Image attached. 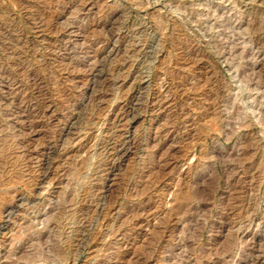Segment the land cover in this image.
<instances>
[{
    "label": "rangeland",
    "instance_id": "rangeland-1",
    "mask_svg": "<svg viewBox=\"0 0 264 264\" xmlns=\"http://www.w3.org/2000/svg\"><path fill=\"white\" fill-rule=\"evenodd\" d=\"M263 51L264 0H0V264H264Z\"/></svg>",
    "mask_w": 264,
    "mask_h": 264
},
{
    "label": "bare ground",
    "instance_id": "bare-ground-1",
    "mask_svg": "<svg viewBox=\"0 0 264 264\" xmlns=\"http://www.w3.org/2000/svg\"><path fill=\"white\" fill-rule=\"evenodd\" d=\"M51 30V29H50ZM264 52V51H263ZM111 55V54H110ZM112 56V55H111ZM109 57V56H108ZM103 60V59H102ZM106 61V60H105ZM107 62V61H106ZM105 62V63H106ZM108 73V72H107ZM134 113V112H133ZM119 120V119H118ZM122 120V119H121ZM121 122V121H120ZM72 133V132H71ZM116 133V132H115ZM70 137V136H69ZM122 156V155H121ZM12 218V215H11V213L10 214H8V216H7V221L6 222H9L10 221V219ZM5 221V220H4ZM3 221V222H4ZM10 223V222H9Z\"/></svg>",
    "mask_w": 264,
    "mask_h": 264
}]
</instances>
